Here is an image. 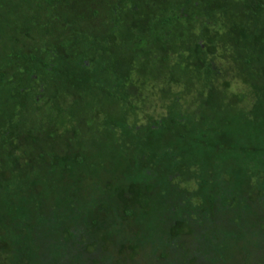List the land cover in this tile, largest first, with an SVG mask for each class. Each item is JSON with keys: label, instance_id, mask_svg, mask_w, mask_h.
<instances>
[{"label": "trees", "instance_id": "1", "mask_svg": "<svg viewBox=\"0 0 264 264\" xmlns=\"http://www.w3.org/2000/svg\"><path fill=\"white\" fill-rule=\"evenodd\" d=\"M0 264H264V0H0Z\"/></svg>", "mask_w": 264, "mask_h": 264}, {"label": "rangeland", "instance_id": "2", "mask_svg": "<svg viewBox=\"0 0 264 264\" xmlns=\"http://www.w3.org/2000/svg\"><path fill=\"white\" fill-rule=\"evenodd\" d=\"M166 137H167V139H169V138H170L168 135H167ZM11 203H15V202H11Z\"/></svg>", "mask_w": 264, "mask_h": 264}]
</instances>
